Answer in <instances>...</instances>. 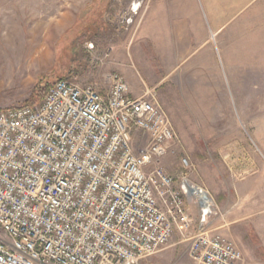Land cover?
<instances>
[{
	"label": "built area",
	"instance_id": "built-area-1",
	"mask_svg": "<svg viewBox=\"0 0 264 264\" xmlns=\"http://www.w3.org/2000/svg\"><path fill=\"white\" fill-rule=\"evenodd\" d=\"M87 53L94 68L110 57L92 43ZM109 81L102 94L61 79L35 107L0 110V264H140L189 231L191 204V260L244 264L209 228L218 205L189 158L175 175L164 168L178 137L155 91Z\"/></svg>",
	"mask_w": 264,
	"mask_h": 264
},
{
	"label": "rangeland",
	"instance_id": "rangeland-1",
	"mask_svg": "<svg viewBox=\"0 0 264 264\" xmlns=\"http://www.w3.org/2000/svg\"><path fill=\"white\" fill-rule=\"evenodd\" d=\"M91 1L0 0V110L30 103L38 81L40 86L58 79L87 85L82 80L103 69L89 65L88 42L108 52L127 49L128 72L138 82L143 77L153 89L148 77L163 78L154 90L178 137L164 168L175 175L181 157L189 158L192 179L218 205L209 228L242 252L244 264H264V45L257 42L259 35L264 38V0H256L241 16L234 15L236 0H186L193 44H170L167 62L158 61L150 45L143 46L136 61V16L128 10L133 0L119 5L112 0L97 23H90L94 15L85 14ZM159 3L168 9L174 0L149 1L152 7ZM63 17L77 19V30H60ZM244 20L251 31L238 28ZM78 30L83 32L77 35ZM144 90L140 83L133 96ZM189 208V231L175 232L163 249L140 264H195L189 253L198 208Z\"/></svg>",
	"mask_w": 264,
	"mask_h": 264
},
{
	"label": "crops",
	"instance_id": "crops-1",
	"mask_svg": "<svg viewBox=\"0 0 264 264\" xmlns=\"http://www.w3.org/2000/svg\"><path fill=\"white\" fill-rule=\"evenodd\" d=\"M149 1L150 0L132 1L134 4L137 3L140 4L139 9L135 15L136 16L135 34L136 37L139 39L135 51L136 61L140 62L139 56L143 55V46L150 45L152 46V53H154L157 56V60L160 62H167L169 61V58L166 57L167 56L166 52L168 53L170 44L181 45L183 44L184 40H187L189 41L190 44H193L192 35L188 30L189 21L187 20L189 19V12L183 7V4L186 0H174L173 6H170L168 9L163 8L162 4L160 3L152 7V5L149 4ZM255 1L256 0H236L234 15L241 16L245 14L254 5ZM114 2L115 4L118 3L119 5L121 4L122 0H114ZM86 7H87V11L85 13L86 16L94 15L93 20L91 17L90 23L92 22L97 23L95 22L97 21L95 20L97 14H105L107 10L112 7V0H92L89 4H87ZM129 8L130 5L128 4V10ZM219 22H220L219 20L215 19L216 26L220 24ZM77 24H78L77 19L71 20V18L69 17H63L59 22L58 28L62 31L63 30L74 31L77 30V26H78ZM250 27L251 25L249 24V22L247 20H244L238 28L244 29L245 31L247 30L251 31ZM220 29L221 28L218 27L216 32H218ZM82 32L83 30H78L77 35L78 34L80 35ZM254 41L256 40L254 39ZM257 42L260 45H264V38H262L261 35H259V37L257 38ZM96 49L97 51H99L100 49H101L100 51L102 52L106 51L105 48L102 47L100 48L98 46L96 47ZM109 50H110L109 60L102 66L103 69L101 70V72H97L96 74L86 76L84 79L82 78L84 84L93 85L99 90L100 93L104 94L107 92L110 86V81H109L110 76L112 74H119L123 76V78L129 85L132 94L135 93L134 91L138 87V85H140V83L145 87V89H148L145 82L146 80L143 79V77H140L139 79L140 81L138 82L137 79L128 72L129 66L127 65V63L130 59L127 56L128 55L127 49L124 51L123 54L120 52L118 53V51L115 49H109ZM180 52H182V50ZM174 60L185 61L187 59L183 57H177V58L175 57ZM162 80L163 78L156 80L153 77V75H150V77H148V82L151 86H153V89H148V90H154V88L162 84ZM211 190L214 193V195L217 194L215 190H213L212 188ZM213 197L215 199V196Z\"/></svg>",
	"mask_w": 264,
	"mask_h": 264
},
{
	"label": "trees",
	"instance_id": "trees-1",
	"mask_svg": "<svg viewBox=\"0 0 264 264\" xmlns=\"http://www.w3.org/2000/svg\"><path fill=\"white\" fill-rule=\"evenodd\" d=\"M97 15H102V14H97ZM92 20H93V17H92ZM58 80H61V79H58ZM52 84H50V85H52ZM40 85H42V81H38L37 84L35 85L33 93H32V97H31V101H30V103L26 104L27 106L35 107L36 105H38L41 102V100H42L47 88L50 86V85H46V86L45 85L44 86H40Z\"/></svg>",
	"mask_w": 264,
	"mask_h": 264
},
{
	"label": "bare ground",
	"instance_id": "bare-ground-1",
	"mask_svg": "<svg viewBox=\"0 0 264 264\" xmlns=\"http://www.w3.org/2000/svg\"><path fill=\"white\" fill-rule=\"evenodd\" d=\"M133 15H136V13H133Z\"/></svg>",
	"mask_w": 264,
	"mask_h": 264
}]
</instances>
